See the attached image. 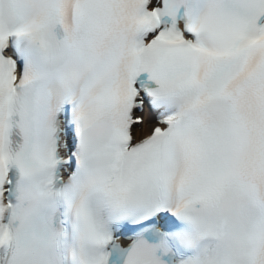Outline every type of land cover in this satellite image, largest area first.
<instances>
[{
    "label": "snow or ice",
    "instance_id": "obj_1",
    "mask_svg": "<svg viewBox=\"0 0 264 264\" xmlns=\"http://www.w3.org/2000/svg\"><path fill=\"white\" fill-rule=\"evenodd\" d=\"M0 264H264V0H0Z\"/></svg>",
    "mask_w": 264,
    "mask_h": 264
}]
</instances>
